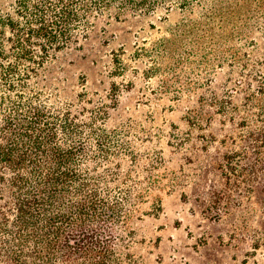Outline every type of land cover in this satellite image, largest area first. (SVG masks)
I'll list each match as a JSON object with an SVG mask.
<instances>
[{
	"label": "rangeland",
	"instance_id": "1",
	"mask_svg": "<svg viewBox=\"0 0 264 264\" xmlns=\"http://www.w3.org/2000/svg\"><path fill=\"white\" fill-rule=\"evenodd\" d=\"M15 1L0 16L17 18ZM140 1L81 10L18 96L70 115L69 145L85 147L74 167L121 205L127 264H264V0Z\"/></svg>",
	"mask_w": 264,
	"mask_h": 264
},
{
	"label": "trees",
	"instance_id": "2",
	"mask_svg": "<svg viewBox=\"0 0 264 264\" xmlns=\"http://www.w3.org/2000/svg\"><path fill=\"white\" fill-rule=\"evenodd\" d=\"M114 1L16 0L17 18L0 16V83L16 97H0V184L10 196L0 217V233L7 239L0 262L127 264L133 258L120 256L114 244V225L123 221L121 205L109 202L110 193L74 167L85 147L69 145L70 115H55L38 98L16 91L46 58L72 42L75 32L63 26L66 22L77 21L81 10L91 15ZM140 2L145 6L147 0ZM194 2L186 0L182 7ZM96 143L102 152L101 140ZM229 159L224 156L226 166Z\"/></svg>",
	"mask_w": 264,
	"mask_h": 264
},
{
	"label": "crops",
	"instance_id": "3",
	"mask_svg": "<svg viewBox=\"0 0 264 264\" xmlns=\"http://www.w3.org/2000/svg\"><path fill=\"white\" fill-rule=\"evenodd\" d=\"M208 89L210 90V91H212V90H214L215 91V94L214 95H217V90H218V88L216 87V82H215V80H211L210 81V85L208 86ZM203 91H206V89H204ZM212 93H213V91H212ZM203 95V94H202ZM174 128V127H173ZM185 195L183 194L182 195V198L184 197ZM186 197V196H185ZM201 206H200V213H199V215L197 214V216L199 217L200 216V218L203 220V221H206V219L208 220V218L206 217V214H204V211L207 209V206L206 205H203V204H200ZM192 213V210H188V212H187V214H188V216L189 217H193V215L191 214ZM179 215V214H178ZM195 215V214H194ZM160 217V216H159ZM179 222H180V225H178V226H181V223H182V226H183V222H182V220H180L179 219ZM199 224H201V223H199ZM181 226V227H182ZM198 226H200V225H198ZM175 227V226H174ZM180 227V228H181ZM177 228V226L175 227V229ZM179 228V229H180ZM184 229H186V230H188V231H191V226H188V225H185L184 226Z\"/></svg>",
	"mask_w": 264,
	"mask_h": 264
}]
</instances>
